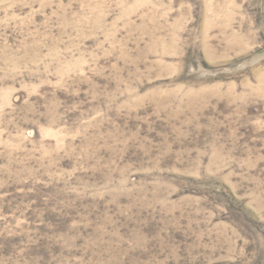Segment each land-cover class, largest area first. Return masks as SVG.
I'll return each mask as SVG.
<instances>
[{
	"label": "rangeland",
	"instance_id": "rangeland-1",
	"mask_svg": "<svg viewBox=\"0 0 264 264\" xmlns=\"http://www.w3.org/2000/svg\"><path fill=\"white\" fill-rule=\"evenodd\" d=\"M0 264H264V0H0Z\"/></svg>",
	"mask_w": 264,
	"mask_h": 264
}]
</instances>
